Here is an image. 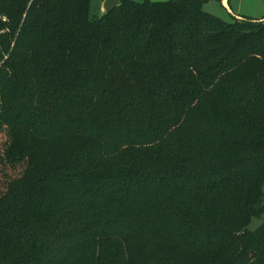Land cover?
I'll return each mask as SVG.
<instances>
[{
    "label": "trees",
    "instance_id": "obj_1",
    "mask_svg": "<svg viewBox=\"0 0 264 264\" xmlns=\"http://www.w3.org/2000/svg\"><path fill=\"white\" fill-rule=\"evenodd\" d=\"M90 3L0 0V264H264V20Z\"/></svg>",
    "mask_w": 264,
    "mask_h": 264
},
{
    "label": "rangeland",
    "instance_id": "obj_2",
    "mask_svg": "<svg viewBox=\"0 0 264 264\" xmlns=\"http://www.w3.org/2000/svg\"><path fill=\"white\" fill-rule=\"evenodd\" d=\"M141 1V0H136ZM205 1L204 10L226 21L237 18L236 15L231 16L227 10L223 8L218 0ZM164 2V1H158ZM102 0H91L90 17H99L101 15ZM230 7L235 14H240L246 18L259 19L264 16V1L262 0H230ZM2 189L0 182V191ZM264 223V215L261 218H254L249 226L250 231H255Z\"/></svg>",
    "mask_w": 264,
    "mask_h": 264
},
{
    "label": "water",
    "instance_id": "obj_3",
    "mask_svg": "<svg viewBox=\"0 0 264 264\" xmlns=\"http://www.w3.org/2000/svg\"><path fill=\"white\" fill-rule=\"evenodd\" d=\"M119 6V0H103L101 5V15L108 14Z\"/></svg>",
    "mask_w": 264,
    "mask_h": 264
},
{
    "label": "crops",
    "instance_id": "obj_4",
    "mask_svg": "<svg viewBox=\"0 0 264 264\" xmlns=\"http://www.w3.org/2000/svg\"><path fill=\"white\" fill-rule=\"evenodd\" d=\"M102 1H103V0H102ZM150 1H153V2H158V1H164V2H167V1H170V0H150ZM218 1L221 3V5L223 6V8L229 12V14H230L231 16L236 15L237 18H243L242 15H240V14H235V13L233 12L232 8L230 7V0H218ZM261 1H262V0H261ZM259 20H264V16H263L262 18H259Z\"/></svg>",
    "mask_w": 264,
    "mask_h": 264
}]
</instances>
